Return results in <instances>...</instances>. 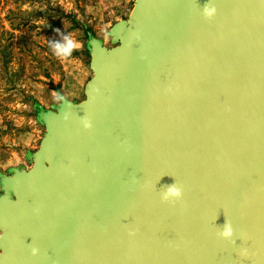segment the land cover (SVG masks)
Instances as JSON below:
<instances>
[{"label":"water","instance_id":"obj_1","mask_svg":"<svg viewBox=\"0 0 264 264\" xmlns=\"http://www.w3.org/2000/svg\"><path fill=\"white\" fill-rule=\"evenodd\" d=\"M110 34L0 173V264H264V0H134Z\"/></svg>","mask_w":264,"mask_h":264},{"label":"rangeland","instance_id":"obj_2","mask_svg":"<svg viewBox=\"0 0 264 264\" xmlns=\"http://www.w3.org/2000/svg\"><path fill=\"white\" fill-rule=\"evenodd\" d=\"M133 4L0 0V173L32 166L47 133L39 111L56 110L62 98L78 102L85 97L93 74L90 37L113 46L110 29L128 18Z\"/></svg>","mask_w":264,"mask_h":264},{"label":"bare ground","instance_id":"obj_3","mask_svg":"<svg viewBox=\"0 0 264 264\" xmlns=\"http://www.w3.org/2000/svg\"><path fill=\"white\" fill-rule=\"evenodd\" d=\"M115 48H116V47H115ZM115 48L113 47V48L108 49V50L110 51V50H113V49H115ZM93 54H95V56H96V48H94V50H93ZM89 84H90V82L88 83L87 88L90 86ZM4 249H5V247H4ZM3 252H4V251H3ZM3 252L0 254V256L3 254Z\"/></svg>","mask_w":264,"mask_h":264},{"label":"clouds","instance_id":"obj_4","mask_svg":"<svg viewBox=\"0 0 264 264\" xmlns=\"http://www.w3.org/2000/svg\"><path fill=\"white\" fill-rule=\"evenodd\" d=\"M70 47H71V43H70V45H69Z\"/></svg>","mask_w":264,"mask_h":264}]
</instances>
